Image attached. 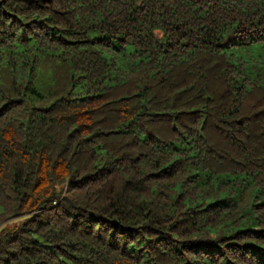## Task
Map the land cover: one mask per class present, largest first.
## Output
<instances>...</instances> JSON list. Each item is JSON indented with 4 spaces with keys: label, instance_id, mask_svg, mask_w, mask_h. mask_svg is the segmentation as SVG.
<instances>
[{
    "label": "trees",
    "instance_id": "16d2710c",
    "mask_svg": "<svg viewBox=\"0 0 264 264\" xmlns=\"http://www.w3.org/2000/svg\"><path fill=\"white\" fill-rule=\"evenodd\" d=\"M264 0H0V264H264Z\"/></svg>",
    "mask_w": 264,
    "mask_h": 264
},
{
    "label": "rangeland",
    "instance_id": "374dc122",
    "mask_svg": "<svg viewBox=\"0 0 264 264\" xmlns=\"http://www.w3.org/2000/svg\"><path fill=\"white\" fill-rule=\"evenodd\" d=\"M262 48H264V45H254L251 47L238 46L236 54L244 59H249L251 56L256 54V52L262 50Z\"/></svg>",
    "mask_w": 264,
    "mask_h": 264
}]
</instances>
